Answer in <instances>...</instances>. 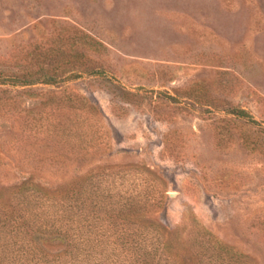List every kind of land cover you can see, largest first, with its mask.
<instances>
[{"label":"rangeland","instance_id":"obj_1","mask_svg":"<svg viewBox=\"0 0 264 264\" xmlns=\"http://www.w3.org/2000/svg\"><path fill=\"white\" fill-rule=\"evenodd\" d=\"M41 70L59 75L55 84L1 91ZM0 83V184L19 181L27 161L41 181L88 183L75 258L67 244L26 263L116 264L115 229L128 228L91 209L98 182L111 198L155 203L149 211L166 224L197 221L264 264V0H0ZM48 95L82 99L85 150L44 132L46 117L74 118L46 106ZM29 106L41 119L22 131Z\"/></svg>","mask_w":264,"mask_h":264},{"label":"trees","instance_id":"obj_2","mask_svg":"<svg viewBox=\"0 0 264 264\" xmlns=\"http://www.w3.org/2000/svg\"><path fill=\"white\" fill-rule=\"evenodd\" d=\"M32 74L35 73L25 72L6 79L10 80L11 83L7 84L11 88L4 87L1 91L7 93L8 89H12L18 93L29 92V85L34 84L33 82L55 84L53 82L59 76L55 72L42 70L37 75ZM73 76L74 73L69 72L66 78ZM53 96L48 95L45 105L69 109L74 118L51 121L46 117L44 132L48 135L51 133V136L58 139L65 137L64 140L73 147V152L85 150L82 145L84 131L80 130L83 118H77L82 114L78 111L84 108L82 99L74 100L70 95H58L56 98ZM6 105L7 100L0 96V111L8 108ZM23 109L27 117L21 122L20 129L32 131L41 118L35 114L33 106ZM230 112L239 116L249 115L243 108H233ZM23 158L28 159L26 155ZM21 165L23 175L19 181L0 184V264H21L22 260V264H29L25 262V257L28 253L35 254L36 250L43 254L53 252L57 257L67 244L73 250L70 258H75V250L81 247L82 234L87 230L84 224L88 200L85 193L88 183L84 181L85 177L79 175L71 181L52 184L41 181L36 168L28 161ZM115 172L111 171V174ZM91 186V209L98 213L99 220L103 223L109 218L117 219L128 228L119 229V232L115 229L121 242L109 250L110 254L116 255V264H252L247 254L219 240L197 221L193 220L190 229H186L184 224H166L154 215L155 212L149 211L153 210L155 203L149 206L147 199L142 201L137 195L121 197L118 194L111 198L109 193L98 191V182H91ZM107 223L108 221L106 225ZM129 235L135 236L137 241L134 244L128 242ZM148 235L152 236L153 241L145 244Z\"/></svg>","mask_w":264,"mask_h":264}]
</instances>
